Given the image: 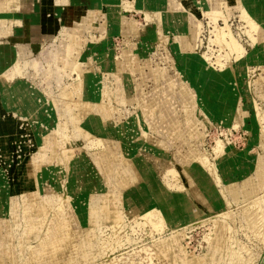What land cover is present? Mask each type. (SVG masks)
Wrapping results in <instances>:
<instances>
[{"label":"rangeland","instance_id":"1","mask_svg":"<svg viewBox=\"0 0 264 264\" xmlns=\"http://www.w3.org/2000/svg\"><path fill=\"white\" fill-rule=\"evenodd\" d=\"M207 1L61 0L27 55L0 37V264H264V26Z\"/></svg>","mask_w":264,"mask_h":264},{"label":"bare ground","instance_id":"2","mask_svg":"<svg viewBox=\"0 0 264 264\" xmlns=\"http://www.w3.org/2000/svg\"><path fill=\"white\" fill-rule=\"evenodd\" d=\"M25 1L26 0H0V22H5L6 20H7V16H8V14L10 13V11H11V9H10V5L11 4H14V6H15V8H17V9H21V8H23V6H24V4H25ZM69 1V0H68ZM121 1V0H120ZM169 1V0H168ZM223 1H227V0H208L207 1V3H210V5L212 6V5H216V8L214 9V11L213 12H209V13H207V14H209V15H211L214 19V22H216L215 24H217V17H216V15H219L220 13L218 12V11H220V5L221 4H225V3H223ZM179 2V1H178ZM238 4H240V5H237V6H239V7H241V5L243 6V7H248L249 9H254V11H255V15H253L255 18H257V19H261V21H260V23L261 22H263L262 23V25L264 26V4H261V5H259V4H257V3H255L253 0H237L236 1ZM228 3V2H227ZM226 3V4H227ZM62 4V3H61ZM154 4V3H153ZM230 4V3H229ZM233 4V3H232ZM63 5V4H62ZM65 5V4H64ZM69 5V4H68ZM263 5V6H262ZM171 6H172V3H171ZM68 7V6H67ZM146 7V6H145ZM145 7H144V9H145ZM147 8V7H146ZM224 8H226V5L224 6ZM150 9V8H149ZM204 9H206V8H204ZM148 10V8L146 9V11ZM189 12V11H188ZM205 13V14H206ZM257 13V14H256ZM68 14V13H67ZM75 15H74V17L73 18H76V16L78 17V15H76V12L74 13ZM85 14V13H84ZM222 14V13H221ZM69 15V14H68ZM167 15H169L170 17L171 16H173L174 18H176V24L181 20V18L182 17H187V16H185L181 11L180 12H173V13H169V14H167ZM114 17L112 18V19H116V22H118V17H120V14L118 13V14H114L113 15ZM223 19L225 20V21H227V16L226 15H224L223 14ZM85 18V17H84ZM16 20V18H14V21ZM70 20V19H69ZM69 22V21H68ZM119 24L120 25H123V20L121 19V20H119ZM77 23V22H76ZM181 23H182V21H181ZM181 23L179 24V25H177V26H180L181 28H183V30H185L186 29V25L185 24H182L181 25ZM227 23V22H226ZM74 25H75V23H74ZM82 27V26H81ZM216 27V29H215V36H216V38H215V40L214 41H216V42H218V43H220L222 46H224V47H226V49L228 50V54H232V53H238V54H241V53H243V49L241 48V46H240V44L238 43V41L235 39V37L233 36V34H232V31H231V28H230V25L229 24H226V26L225 27H222V26H219V25H216L215 26ZM131 28H133L134 29V27L133 26H131ZM264 28V27H263ZM193 33H194V30L193 29H191V31H190V35H189V37H191V36H193ZM188 38V37H187ZM190 39V38H189ZM189 39H188V41H189ZM190 46V45H189ZM71 53H72V51L71 50H69V56H67V58H65V65H67L68 67H70L71 69H75V68H77V62H76V60H75V57L74 58H72L71 57ZM16 56V54L14 55V57ZM2 57H3V52L2 53H0V59L2 60ZM13 57V58H14ZM6 60H9V61H11L12 59L10 58V57H6ZM18 61V60H17ZM20 63V62H19ZM18 63V64H19ZM21 64V63H20ZM0 65H2L1 63H0ZM66 66V67H67ZM70 69V70H71ZM17 71H18V68H17ZM20 71V70H19ZM3 76H5L4 75V73H2L1 74V80H0V86H1V95H2V98H6V97H8L11 93H14V96H15V100H17V98H18V93H17V91L16 90H14V89H9L8 87H6V86H4V85H2V83L4 84L5 83V78L3 77ZM80 77H81V80L83 79L82 78V76L80 75ZM184 90V89H183ZM183 93H186V91H184ZM65 95H67V94H65ZM85 97L83 96V99H84ZM186 98H188L190 101H192V103H194L195 104V102H194V98L192 99V96L189 94V95H187L186 96ZM14 103V100H10V101H8V104H7V106H11V104L13 105V103ZM6 106V107H7ZM161 110V109H160ZM165 112V111H164ZM79 113H81V108H80V112ZM84 114H87V112L86 111H84L83 112ZM161 113H162V110H161ZM82 114V113H81ZM162 116H163V114H161ZM163 118H165L164 116H163ZM167 121V120H166ZM172 121L173 120H170V124L172 125ZM180 123V124H179ZM181 124H182V122L181 121H179V119H178V121H177V123L175 124V126L178 128L179 126H181ZM170 125V126H171ZM178 125V126H177ZM8 135V134H7ZM220 149H222V145L220 144V143H218V147H217V152H220L221 150ZM197 151V149L195 148L194 149V152H195V154H197V155H201V153H199V151H197V153H196V151ZM8 156V154L7 153H5V157H7ZM203 158V157H202ZM65 165V164H64ZM184 170L185 171H188L187 172V174H188V176H189V173L192 171V172H194V169H191V171H189V169H185L184 168ZM201 171V170H200ZM203 173V172H202ZM198 175V174H197ZM248 177V175H245L244 176V178L245 177ZM194 178H195V175H194ZM190 182H191V184H193L194 186L196 185V183L191 179V180H189ZM195 181H196V179H195ZM201 181V183H199V185H205V187H207V188H209L210 187V183H209V181L208 182H202V179L200 180ZM197 185H198V183H197ZM247 185H251L252 186V191H254L255 190V187H254V184H253V181L251 180V178H246V179H244L243 181H242V186H243V188L245 187H247ZM193 188V187H192ZM233 188L235 189V185L233 186ZM252 191H249V193H251ZM200 194V193H199ZM162 196H163V198H164V196L165 197H167L164 193H162ZM199 196V195H198ZM201 197V196H200ZM203 197V196H202ZM211 197V196H210ZM214 197V196H213ZM199 198V197H198ZM187 199V198H186ZM255 200H258L257 199V197L256 198H254L253 200H251V202H255ZM187 201V200H186ZM191 201V200H190ZM192 202V201H191ZM202 202H203V200H202ZM205 202V201H204ZM207 203V202H206ZM257 204V203H256ZM139 206V205H138ZM148 209V208H147ZM183 209H186V207L184 206L183 207ZM145 211V210H144ZM148 213H149V211H147ZM179 212V211H178ZM152 212H150L149 214H151ZM59 230L61 231V233H62V238L63 239H65V238H67L68 237V235H70V232L68 231V230H66V228L64 227V226H59Z\"/></svg>","mask_w":264,"mask_h":264},{"label":"crops","instance_id":"3","mask_svg":"<svg viewBox=\"0 0 264 264\" xmlns=\"http://www.w3.org/2000/svg\"><path fill=\"white\" fill-rule=\"evenodd\" d=\"M59 1L61 0H43L44 6L39 11L34 8V5L32 6L31 3L33 2V0H26L23 8L21 9H17L15 8L14 4H11L10 13H13L14 15L16 11L21 10V12L19 13L22 14L19 16L14 15L13 18H10L9 13L6 17L7 20L5 22H0V37L2 35H6L8 38L6 39V42H8L7 44L16 46V50H21L20 53H22V55H27L26 53H28V44L32 46V49H34L33 47L37 48V45L40 44V41L42 40L40 39V37H43L41 35L39 38H34V28L41 29V34H44V31L49 25H51L50 28L52 29L56 28L58 20L50 15V12L51 10H53V12L54 10H56L55 6ZM59 17H64V13L61 12ZM14 18H16V20L13 22L12 27L9 26V24L7 25V23L10 22V20L13 21ZM39 25H41V27ZM18 55L19 52L15 57H17ZM11 56H14V53ZM0 98L2 99L1 87Z\"/></svg>","mask_w":264,"mask_h":264}]
</instances>
